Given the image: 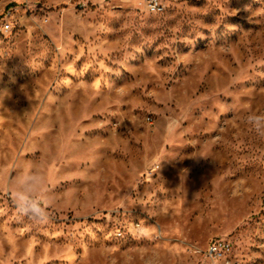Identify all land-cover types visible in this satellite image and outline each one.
<instances>
[{"label": "rangeland", "instance_id": "rangeland-1", "mask_svg": "<svg viewBox=\"0 0 264 264\" xmlns=\"http://www.w3.org/2000/svg\"><path fill=\"white\" fill-rule=\"evenodd\" d=\"M7 24L8 28H4ZM264 0H0V264H264ZM29 173L47 222L18 214Z\"/></svg>", "mask_w": 264, "mask_h": 264}, {"label": "clouds", "instance_id": "clouds-1", "mask_svg": "<svg viewBox=\"0 0 264 264\" xmlns=\"http://www.w3.org/2000/svg\"><path fill=\"white\" fill-rule=\"evenodd\" d=\"M247 123L258 135L264 136V115H249ZM40 186V177L29 173L18 180L16 189L10 190L9 194L19 215L34 221L47 222L48 210L42 201L37 199Z\"/></svg>", "mask_w": 264, "mask_h": 264}, {"label": "built area", "instance_id": "built-area-1", "mask_svg": "<svg viewBox=\"0 0 264 264\" xmlns=\"http://www.w3.org/2000/svg\"><path fill=\"white\" fill-rule=\"evenodd\" d=\"M4 28H8L5 24ZM232 246L230 242L223 238H216L208 243L203 250L204 257L210 264H240V259L232 256Z\"/></svg>", "mask_w": 264, "mask_h": 264}, {"label": "bare ground", "instance_id": "bare-ground-1", "mask_svg": "<svg viewBox=\"0 0 264 264\" xmlns=\"http://www.w3.org/2000/svg\"><path fill=\"white\" fill-rule=\"evenodd\" d=\"M240 264H242V262L240 261Z\"/></svg>", "mask_w": 264, "mask_h": 264}]
</instances>
